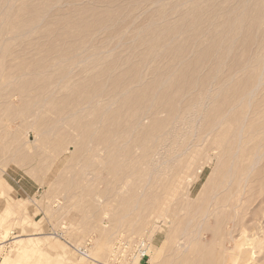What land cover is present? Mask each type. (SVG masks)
<instances>
[{
    "label": "rangeland",
    "instance_id": "obj_1",
    "mask_svg": "<svg viewBox=\"0 0 264 264\" xmlns=\"http://www.w3.org/2000/svg\"><path fill=\"white\" fill-rule=\"evenodd\" d=\"M243 1L0 0V264H264Z\"/></svg>",
    "mask_w": 264,
    "mask_h": 264
},
{
    "label": "bare ground",
    "instance_id": "obj_2",
    "mask_svg": "<svg viewBox=\"0 0 264 264\" xmlns=\"http://www.w3.org/2000/svg\"><path fill=\"white\" fill-rule=\"evenodd\" d=\"M243 1V0H242ZM246 1H248V12L246 13L245 11H244V14L246 13L247 14V22H246V26H247V33H248V37L247 38H249L248 39V43H244V45H246V47H245V49L247 48V46H248V49H247V56H246V51H245V56L249 59V60H252L251 61V65L255 62V63H257L258 65H260V69L262 70L263 69V71H264V7L262 8V6H261V8H259L260 10L259 11H257L256 10V0H246ZM240 2V1H239ZM244 2V1H243ZM242 3V2H241ZM241 3H240V7H241ZM247 3V2H246ZM233 5V4H232ZM257 5H259V4H257ZM263 5V4H262ZM225 6V5H224ZM247 6V5H246ZM233 8H235V7H233ZM245 8V7H244ZM237 9V8H236ZM240 9V8H239ZM246 9V8H245ZM244 9V10H245ZM235 10V9H234ZM233 10V11H234ZM247 10V9H246ZM232 11V12H233ZM232 12H230V13H232ZM239 12H241V11H239ZM238 13V12H237ZM234 14V13H233ZM240 13H238V15H239ZM242 14V13H241ZM226 17V16H225ZM236 18V17H235ZM242 18L244 19V15L242 16ZM241 18V19H242ZM240 19V18H239ZM242 19V20H243ZM241 20V21H242ZM223 21H225V19H223ZM243 23H244V20L242 21ZM242 23V25H243V27H244V24ZM237 25V24H236ZM237 27V26H236ZM242 27V26H241ZM242 27V28H243ZM225 28V27H224ZM223 28V29H224ZM234 28V27H233ZM226 29V28H225ZM237 29V28H236ZM241 31V30H240ZM226 32V31H225ZM238 33H239V31H237ZM236 32V33H237ZM242 32V31H241ZM233 34H235V33H233ZM224 35H227V33H225ZM226 37V36H225ZM233 37H235V35L233 36ZM240 37V40H238L237 41V43L239 42H242L241 41V36L240 35H238L237 36V38H239ZM233 40H234V38H233ZM236 40V39H235ZM244 42V41H243ZM234 43H236V41L234 42ZM241 44V43H240ZM244 45H243V47H244ZM241 46V45H240ZM238 48L240 49V47L238 46ZM225 54V53H224ZM237 55L239 54V53H236ZM236 55V56H237ZM235 56V53H234V55H233V57ZM245 56H244V59H245ZM229 58H230V56H228ZM232 58V57H231ZM237 58H239V57H235V59L237 60ZM260 58L262 59V61H261V63H260ZM226 59H227V57H226ZM225 58H224V60H226ZM233 59V58H232ZM234 59V60H235ZM247 59V60H248ZM253 59H256V60H253ZM258 59V60H257ZM223 60V59H222ZM223 60V61H224ZM230 60V59H229ZM234 61L235 62V65H236V63L238 64V63H240V62H237V61ZM246 59H245V61H247ZM232 62H233V60H232ZM233 62V63H234ZM243 62H244V60H243ZM243 62H241L240 64H242ZM225 64L227 63V62H224ZM239 64V65H240ZM249 64V63H248ZM250 64L249 65H245V66H241V69H238V71H240V72H246V71H248V69L251 71V70H254L255 69V67L257 66V65H253L251 68H250ZM244 65V64H243ZM229 66V65H228ZM248 66V67H247ZM255 66V67H254ZM232 68H233V66H231ZM254 67V68H253ZM225 68V67H224ZM257 68V67H256ZM259 70V69H258ZM257 70V71H258ZM234 71H236V70H233V72ZM254 72V71H253ZM252 71H251V73H253ZM227 73V72H226ZM249 73V71L248 72H246V74L245 75H247ZM250 73V74H251ZM255 73V72H254ZM243 74V73H242ZM241 74V75H242ZM249 74V75H250ZM261 74H262V72H261ZM252 75V74H251ZM253 75H256V74H253ZM258 75V74H257ZM263 77V76H262ZM249 78V77H248ZM251 78H252V76H251ZM258 78V77H257ZM260 78H261V76L258 78V81L256 80V82L259 84V83H261V80H260ZM235 79V78H234ZM238 79V78H237ZM240 79V78H239ZM244 79V78H243ZM253 80V79H252ZM251 80V81H252ZM255 81V80H254ZM238 82V81H237ZM263 84H260V85H258V86H261V85H263V87L262 88H264V82H262ZM256 89H258V88H256ZM254 90V89H253ZM251 93V92H250ZM253 94V93H252ZM244 96V95H243ZM249 96V95H248ZM241 146V145H240ZM240 148V147H239ZM18 165H20V163H17ZM250 170V169H249ZM249 174V173H248ZM251 174V173H250ZM3 182H4V184L6 185V186H8L9 188H10V186H9V184L5 181V180H3ZM207 185H208V182H207V184L204 186V188H203V191H202V193L205 191V189H206V187H207ZM2 187V186H1ZM2 191H4V190H2ZM1 190H0V195L2 196V195H4V194H2V193H4V192H2ZM202 193H200V195H199V197H201L203 194ZM10 213V212H12V211H9V210H5L4 211V213ZM5 213V214H6ZM10 215V214H9ZM8 215V216H9ZM4 216V215H3ZM37 237V236H36ZM38 239V238H37ZM6 240V239H5ZM5 240H1V242H5ZM36 241V240H35ZM38 243H40V242H38ZM148 244V243H147ZM150 244H148V254H149V252H150V250H149V248H150V246H149ZM250 248H249V244H247L246 246H245V251H247V250H249ZM0 251H1V249H0ZM244 251V250H243ZM249 253H250V251H249ZM250 255V254H249ZM248 255V256H249ZM1 256V255H0Z\"/></svg>",
    "mask_w": 264,
    "mask_h": 264
},
{
    "label": "built area",
    "instance_id": "obj_3",
    "mask_svg": "<svg viewBox=\"0 0 264 264\" xmlns=\"http://www.w3.org/2000/svg\"><path fill=\"white\" fill-rule=\"evenodd\" d=\"M77 252L84 256H89L86 246L74 247ZM148 244L145 240H128L126 238L118 239L112 248L111 263L119 264L121 261H133L134 259H147Z\"/></svg>",
    "mask_w": 264,
    "mask_h": 264
}]
</instances>
